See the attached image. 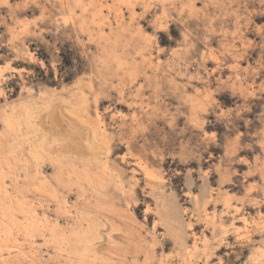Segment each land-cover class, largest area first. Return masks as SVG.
Segmentation results:
<instances>
[{
	"label": "rangeland",
	"instance_id": "374dc122",
	"mask_svg": "<svg viewBox=\"0 0 264 264\" xmlns=\"http://www.w3.org/2000/svg\"><path fill=\"white\" fill-rule=\"evenodd\" d=\"M0 264H264V0H0Z\"/></svg>",
	"mask_w": 264,
	"mask_h": 264
},
{
	"label": "bare ground",
	"instance_id": "6f19581e",
	"mask_svg": "<svg viewBox=\"0 0 264 264\" xmlns=\"http://www.w3.org/2000/svg\"><path fill=\"white\" fill-rule=\"evenodd\" d=\"M69 18H70V15H69ZM66 21H67V19H66ZM138 53H139L140 58H141V63H140V67L138 66L139 69H137L136 72H138V70H139V71H141L140 73H146L147 74V71L145 72V70H147V68H151V66H152L151 65V63H152L151 58L149 56L148 57L146 56V55H149V52L148 51L146 52V50L145 51L139 50ZM143 112H145V111H143ZM134 115L135 114H133V116ZM133 119H134L135 123L139 122V120H135V118H133ZM100 132H102V131H100ZM101 134H103V133H101ZM129 140L130 141L128 142V147L130 148V150H133V142L131 139H129ZM140 159L144 163L143 167H144V171L146 173L145 176L147 174L152 175L151 169L146 167V164H149L148 158L147 157L142 158L140 156ZM135 163H136V161H135ZM140 166L141 165H139L138 167H140ZM149 175H147V176H149ZM154 175H156V174H154ZM118 185L120 186V188H123V185H121V181L119 179H118ZM211 197H212V195H211ZM157 206H159V208ZM156 208H157L156 214L158 215L159 218H162L163 224L165 225V227H166V225H168L171 229L175 230V228H177L179 223L181 222V213H180L178 206L174 202V200L169 201L166 198L162 197L161 199L156 201ZM208 221H209V219H208ZM215 222H216L215 221V215H213L210 218V223L212 225H214ZM196 248H197V245L194 242L193 249L196 250Z\"/></svg>",
	"mask_w": 264,
	"mask_h": 264
}]
</instances>
